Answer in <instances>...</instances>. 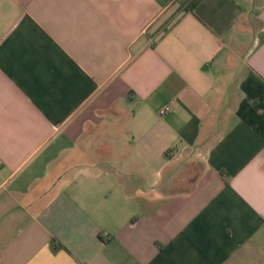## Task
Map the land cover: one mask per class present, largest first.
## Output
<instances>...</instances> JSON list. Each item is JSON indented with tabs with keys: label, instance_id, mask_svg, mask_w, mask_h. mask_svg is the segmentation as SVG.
<instances>
[{
	"label": "crops",
	"instance_id": "1",
	"mask_svg": "<svg viewBox=\"0 0 264 264\" xmlns=\"http://www.w3.org/2000/svg\"><path fill=\"white\" fill-rule=\"evenodd\" d=\"M176 1L0 0V264H264V0Z\"/></svg>",
	"mask_w": 264,
	"mask_h": 264
},
{
	"label": "trees",
	"instance_id": "2",
	"mask_svg": "<svg viewBox=\"0 0 264 264\" xmlns=\"http://www.w3.org/2000/svg\"><path fill=\"white\" fill-rule=\"evenodd\" d=\"M200 0H177V9L175 13L171 17V21H173L180 14L192 12L194 8L197 6ZM166 29H161L158 32H165Z\"/></svg>",
	"mask_w": 264,
	"mask_h": 264
},
{
	"label": "rangeland",
	"instance_id": "3",
	"mask_svg": "<svg viewBox=\"0 0 264 264\" xmlns=\"http://www.w3.org/2000/svg\"><path fill=\"white\" fill-rule=\"evenodd\" d=\"M176 7H173L172 10L169 11L167 16L164 18L162 24H161V29H166V27L172 22L171 17L176 11Z\"/></svg>",
	"mask_w": 264,
	"mask_h": 264
},
{
	"label": "built area",
	"instance_id": "4",
	"mask_svg": "<svg viewBox=\"0 0 264 264\" xmlns=\"http://www.w3.org/2000/svg\"><path fill=\"white\" fill-rule=\"evenodd\" d=\"M171 110V107L170 106H166V107H163L162 109L159 110L158 114L160 116H164L165 114H167L168 112H170Z\"/></svg>",
	"mask_w": 264,
	"mask_h": 264
}]
</instances>
